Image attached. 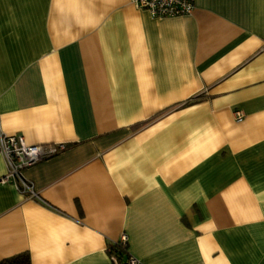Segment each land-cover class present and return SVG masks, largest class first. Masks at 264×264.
<instances>
[{"label":"crops","instance_id":"0c3cea01","mask_svg":"<svg viewBox=\"0 0 264 264\" xmlns=\"http://www.w3.org/2000/svg\"><path fill=\"white\" fill-rule=\"evenodd\" d=\"M194 6L0 0V131L66 145L0 183V261L264 264V0Z\"/></svg>","mask_w":264,"mask_h":264},{"label":"built area","instance_id":"2783aa9c","mask_svg":"<svg viewBox=\"0 0 264 264\" xmlns=\"http://www.w3.org/2000/svg\"><path fill=\"white\" fill-rule=\"evenodd\" d=\"M130 3L139 10L147 12L152 18L168 19L190 16L194 11V0H130ZM236 121H241V112L234 113ZM66 145L41 144L28 145L21 135L8 136L0 131V155L4 158L6 172L0 183L12 184L22 195L37 199L31 182L23 172L45 159L64 151ZM126 246V237L122 235L116 242ZM114 264H118L115 257H111ZM123 264H140L135 258L128 257Z\"/></svg>","mask_w":264,"mask_h":264},{"label":"trees","instance_id":"16d2710c","mask_svg":"<svg viewBox=\"0 0 264 264\" xmlns=\"http://www.w3.org/2000/svg\"><path fill=\"white\" fill-rule=\"evenodd\" d=\"M108 255L110 257H115L118 264H123L124 258L128 257L126 246L118 243H114L108 247ZM0 264H30L29 255L26 253L18 254L11 258L0 261Z\"/></svg>","mask_w":264,"mask_h":264}]
</instances>
